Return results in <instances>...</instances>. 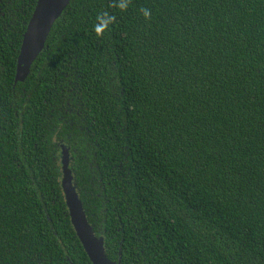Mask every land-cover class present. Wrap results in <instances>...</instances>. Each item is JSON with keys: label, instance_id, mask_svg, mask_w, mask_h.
Wrapping results in <instances>:
<instances>
[{"label": "trees", "instance_id": "trees-1", "mask_svg": "<svg viewBox=\"0 0 264 264\" xmlns=\"http://www.w3.org/2000/svg\"><path fill=\"white\" fill-rule=\"evenodd\" d=\"M36 3L0 0V264H93L62 144L117 264H264V0H70L15 83Z\"/></svg>", "mask_w": 264, "mask_h": 264}, {"label": "water", "instance_id": "water-1", "mask_svg": "<svg viewBox=\"0 0 264 264\" xmlns=\"http://www.w3.org/2000/svg\"><path fill=\"white\" fill-rule=\"evenodd\" d=\"M69 2L70 0H37L23 34L20 52L17 57L15 83L23 82L28 77L33 62L45 47L54 22ZM61 147V185L72 225L93 264H117L106 254L104 236L96 235L93 226L87 219L69 167V149L64 144Z\"/></svg>", "mask_w": 264, "mask_h": 264}, {"label": "clouds", "instance_id": "clouds-1", "mask_svg": "<svg viewBox=\"0 0 264 264\" xmlns=\"http://www.w3.org/2000/svg\"><path fill=\"white\" fill-rule=\"evenodd\" d=\"M119 6L121 8L125 7L124 3H121ZM143 14L145 17H147L149 15V12L147 10H144ZM111 19L112 18L108 16L98 17L99 23L95 25V28H94V30L96 31L98 35L101 34L102 31L107 27V25L111 23Z\"/></svg>", "mask_w": 264, "mask_h": 264}]
</instances>
